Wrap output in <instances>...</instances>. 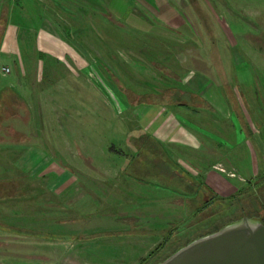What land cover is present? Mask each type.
Wrapping results in <instances>:
<instances>
[{"label":"rangeland","instance_id":"obj_1","mask_svg":"<svg viewBox=\"0 0 264 264\" xmlns=\"http://www.w3.org/2000/svg\"><path fill=\"white\" fill-rule=\"evenodd\" d=\"M164 2L167 7L159 12L136 9L138 22L61 2L51 8L67 42L70 53L63 62L70 68L44 71L41 77L71 80L70 101L64 104L71 109L63 111L62 103L48 99L61 87L46 85L32 113L22 110L0 120V180L17 182L12 195L0 198V221L77 238L54 241L0 228V264H108L114 258L109 235L78 236L130 227L161 229L162 234L135 239L136 245L154 247L139 264H154L231 221L258 211L264 216V174L245 184L235 200L202 210L194 204L195 194L160 174L161 152L196 173L190 150L181 147V132L200 111L126 103L132 91H167L169 101L186 98L187 80L204 72L221 87L228 83L241 125L250 130L253 122L263 138L264 0ZM237 93L250 96L242 103ZM150 99L141 95L134 101ZM144 132L161 138L165 149L155 141L139 147L135 137ZM238 148L235 154L245 166L249 154L245 145ZM214 168L236 176L222 164ZM132 251L138 254L136 247Z\"/></svg>","mask_w":264,"mask_h":264},{"label":"crops","instance_id":"obj_2","mask_svg":"<svg viewBox=\"0 0 264 264\" xmlns=\"http://www.w3.org/2000/svg\"><path fill=\"white\" fill-rule=\"evenodd\" d=\"M164 1L0 0V120L5 117L17 116V113L22 110L32 113L36 109L34 102L38 99L41 88H45L46 85L51 88L61 87L62 90L58 89L59 93L56 94L57 96L50 94L48 99L54 103H62L63 105H61L60 109L63 111L66 110L68 112L71 109L70 106H66L67 108L64 106L66 102L70 101L71 80L60 78L55 82L56 79L50 80L41 77L45 73L44 71L54 72L57 67L62 69L65 65L69 67V65L65 64L67 62H63L68 53H70L67 49V42L61 35L60 26L54 18L52 10L55 9L51 10V8L56 6V3L72 4L81 11L87 9L96 11L108 10L114 16L125 17L128 21L138 22L140 17L136 14V9L139 10L141 8L140 10L143 12L145 8H152L156 11L158 9L159 12L160 8L167 7ZM3 68H10V72H4ZM67 71L69 76L70 69ZM228 87V83L221 87L204 72H198L187 80L186 88H183L184 91L197 95V97L193 98L196 102L191 103L188 107L176 104H132L129 99L130 95L127 94L126 97V103L131 107L157 108L174 106L184 110L192 109L196 110V112H201V114H197V121L192 122L188 128L184 127L186 132H181V136L184 139L181 147L190 150L192 154L191 163L196 167V173L194 175L193 173L190 174L181 166L183 163L180 162L181 164L178 165V162L177 173L179 176L172 178L173 180L175 179L174 181L169 179V182L195 194V205L197 200L203 196L205 199L217 196V200L214 203L222 200H235L242 193V190L246 191V187L244 188L245 184L250 185L254 178L264 174V137H258L260 132H258L253 122V129L247 130L243 128L240 122L242 115L240 112L234 111L233 104L229 101L230 91H228ZM132 92L136 94L134 91ZM145 94L152 93H138L136 95ZM237 96L243 103L246 102L243 101V98L245 99L250 95L243 96V94L237 93ZM53 109L57 108L53 107ZM201 110L207 111V114L203 115ZM245 113L251 120L250 113L247 110ZM144 134L150 135L158 142L157 144L160 147L165 149L161 138L148 132H144L141 135ZM251 134L256 136V138L250 139ZM261 135L264 136V132ZM241 144L245 145L249 154V162L245 166L239 163L240 157L235 154V152H239L238 147ZM216 164H222L227 170L235 172L236 176H228L226 173L215 169L214 166ZM200 173L204 175L202 181L199 180ZM161 175L167 178L165 174ZM153 177V180H156L158 176L151 175L150 178L152 179ZM0 181L16 182L13 179ZM163 183H166V181ZM201 192L203 195H201ZM159 229L142 228L136 230L135 227H130L126 230L113 231L114 235L106 237L111 240L110 246L113 252L110 255L114 257L108 261V264H139L152 253L154 247L149 246L146 249L145 246L147 245L144 243L136 245L135 239L145 238V236L134 232L159 231ZM157 238L160 239L161 237L158 235ZM134 247L138 250L137 257L132 251Z\"/></svg>","mask_w":264,"mask_h":264},{"label":"water","instance_id":"obj_3","mask_svg":"<svg viewBox=\"0 0 264 264\" xmlns=\"http://www.w3.org/2000/svg\"><path fill=\"white\" fill-rule=\"evenodd\" d=\"M263 218L259 214L231 221L156 264H264Z\"/></svg>","mask_w":264,"mask_h":264},{"label":"trees","instance_id":"obj_4","mask_svg":"<svg viewBox=\"0 0 264 264\" xmlns=\"http://www.w3.org/2000/svg\"><path fill=\"white\" fill-rule=\"evenodd\" d=\"M166 92H164V93H161L160 92L159 94H145V95H142V97L143 96L144 97L146 96V97H149L151 99L150 100H139V101H134L135 100V97L137 95L134 94L133 92H129L134 97V98H131L130 97L131 95L129 94L130 95L129 96V99L131 100L130 102L132 104H137V103L164 104V105H166V104H168V105L176 104V105L185 106V107H188V106L191 105V103H195L196 102V101H194L193 98L194 97H197V95L196 94H193L191 92L185 91L186 93H188L187 95H185L186 98L183 97V99H179V97H177L175 100H172V101H169V100L166 99L167 98L166 97L167 96ZM189 99H190V101H189ZM191 100H192V102H191ZM135 139H138L139 147L145 145L146 143H150V142L152 143V141H155L148 134L140 135L138 137H135ZM157 143L158 142L155 141V144H157ZM148 150H150V148ZM159 155H161V158L157 160L158 161V165L163 170L160 173L165 174L168 179L174 178L175 177V175H174L175 172L178 171L176 162H174L169 157L168 154H165V153H162L161 152ZM151 175H156V174H151ZM16 184H17V182H15V181H0V198L1 197H9L10 195H12L14 193L13 191L16 188ZM201 195H203L202 192H201ZM203 197L202 198H199V200H197V204L201 206V207L199 206L200 207V210L205 209L206 206L214 203L215 200H217V196H214L212 198H206V199L203 198ZM201 202H203V204H200ZM258 214L262 215L261 212L258 213ZM0 228L5 229V230H8V231L13 232V233L18 234V235H27V236H33V237L48 238V239H53V240H61V241H64V240L72 239L73 237L74 238H77L76 236H72V235L45 233V232H38V231H33V230H28V229L17 228V227H13V226L7 225V224H5V223H3L1 221H0ZM220 228H218V229H220ZM218 229H216L215 231H217ZM160 232L161 231H154V230L150 231L149 230V231H140V232H137L136 231L134 233L146 234V235L147 234H149V235H157V234H162ZM112 234L114 235L115 233H109L108 232V233L91 234V235H87V236H78V237H81V238H96V237H104V236L112 235ZM170 235H171V232L169 234V237H170ZM189 241L190 240L186 241V243H184L183 245L187 244ZM169 255H167L165 258H163V259L155 262L154 264H156V263H158V262L166 259ZM145 261L146 260H144V262Z\"/></svg>","mask_w":264,"mask_h":264},{"label":"built area","instance_id":"obj_5","mask_svg":"<svg viewBox=\"0 0 264 264\" xmlns=\"http://www.w3.org/2000/svg\"><path fill=\"white\" fill-rule=\"evenodd\" d=\"M4 72H10V68H3ZM263 222H264V218H263Z\"/></svg>","mask_w":264,"mask_h":264},{"label":"flooded vegetation","instance_id":"obj_6","mask_svg":"<svg viewBox=\"0 0 264 264\" xmlns=\"http://www.w3.org/2000/svg\"><path fill=\"white\" fill-rule=\"evenodd\" d=\"M258 213H260V211L256 212V215H253V216H258L259 215Z\"/></svg>","mask_w":264,"mask_h":264}]
</instances>
